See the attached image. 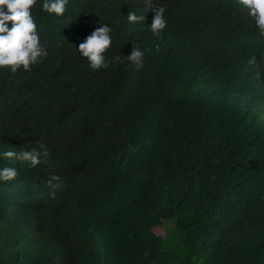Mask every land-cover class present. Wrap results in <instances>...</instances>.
Listing matches in <instances>:
<instances>
[{"label": "trees", "instance_id": "16d2710c", "mask_svg": "<svg viewBox=\"0 0 264 264\" xmlns=\"http://www.w3.org/2000/svg\"><path fill=\"white\" fill-rule=\"evenodd\" d=\"M44 2L31 14L47 56L31 71L0 68V169L7 151L49 153L0 181V220L32 249L18 261L19 247L0 240V264L77 262L53 236L69 237L62 206L94 223L98 213L108 257L91 264H264V38L242 10L232 0H68L56 16ZM160 7L167 27L154 36ZM130 11L145 20L130 23ZM103 25L108 67L93 71L78 47ZM134 43L147 48L137 77L125 67ZM135 129L146 139L140 166L118 170L117 134ZM67 155L80 160L75 180L41 193L65 177Z\"/></svg>", "mask_w": 264, "mask_h": 264}, {"label": "clouds", "instance_id": "9594fccd", "mask_svg": "<svg viewBox=\"0 0 264 264\" xmlns=\"http://www.w3.org/2000/svg\"><path fill=\"white\" fill-rule=\"evenodd\" d=\"M36 3L37 0H0V68H10L13 73L21 68L24 71H31L32 65L47 56L31 14V9ZM232 3L242 10L244 19L257 30L260 37L264 38V0H232ZM67 4L68 0H45L43 10L49 14L63 16ZM153 10L155 15L148 29L154 36H159L167 27V21L164 18L163 7ZM127 19L130 23H139L144 21L145 17L130 11ZM9 22H12L11 28L8 27ZM110 33L111 28L108 25L99 26L79 44L78 51L86 58L93 71L108 67L105 54L112 45ZM146 51L147 48L134 43L130 54L125 56V67L129 68L135 77L145 65ZM116 60L119 61L120 57H116ZM256 62L260 70V78L264 82V46ZM250 63H255V58ZM145 140L140 130L118 132L115 153L111 156L118 170L125 168L128 171H135L139 168ZM48 154L46 148L43 152L33 148L3 153L4 168L0 169V181L16 179L20 167L34 168L44 162ZM64 165L65 177H54L49 182L41 183V193L52 197L66 183L69 182L68 186L72 184L79 173L80 160L73 155H67ZM8 208L11 209L12 206ZM59 213L62 215L63 227L69 237H63L60 232L53 236L56 235L58 239L56 243L60 244L63 250L72 251L77 256V262L74 261V264H91V261L107 260V242L102 226L97 224L98 213H94L95 223L92 216L89 220H83L80 212L73 206H62L59 208ZM0 240L6 242L4 245L6 248L19 247L16 256L18 261L24 260L26 263L30 261L32 249L29 241L18 236L14 225L5 219L0 220ZM21 252L26 254L22 255Z\"/></svg>", "mask_w": 264, "mask_h": 264}, {"label": "bare ground", "instance_id": "6f19581e", "mask_svg": "<svg viewBox=\"0 0 264 264\" xmlns=\"http://www.w3.org/2000/svg\"><path fill=\"white\" fill-rule=\"evenodd\" d=\"M151 47V46H150ZM149 48V47H148ZM140 100V99H139Z\"/></svg>", "mask_w": 264, "mask_h": 264}]
</instances>
